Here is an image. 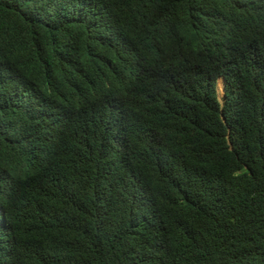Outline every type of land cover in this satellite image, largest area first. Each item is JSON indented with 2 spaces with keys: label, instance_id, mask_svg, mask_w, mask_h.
Segmentation results:
<instances>
[{
  "label": "trees",
  "instance_id": "trees-1",
  "mask_svg": "<svg viewBox=\"0 0 264 264\" xmlns=\"http://www.w3.org/2000/svg\"><path fill=\"white\" fill-rule=\"evenodd\" d=\"M233 5L0 0V264H264V36Z\"/></svg>",
  "mask_w": 264,
  "mask_h": 264
},
{
  "label": "clouds",
  "instance_id": "clouds-1",
  "mask_svg": "<svg viewBox=\"0 0 264 264\" xmlns=\"http://www.w3.org/2000/svg\"><path fill=\"white\" fill-rule=\"evenodd\" d=\"M230 1L234 3L232 10L236 12V17L240 15V12L249 14L246 22H238V28L247 31V38L254 39L253 41H259L264 36V0ZM250 6L251 8L249 9ZM222 79L224 80V78Z\"/></svg>",
  "mask_w": 264,
  "mask_h": 264
},
{
  "label": "rangeland",
  "instance_id": "rangeland-1",
  "mask_svg": "<svg viewBox=\"0 0 264 264\" xmlns=\"http://www.w3.org/2000/svg\"><path fill=\"white\" fill-rule=\"evenodd\" d=\"M217 91H218L219 99L221 100V102H223L225 95H224V80L222 78L218 80Z\"/></svg>",
  "mask_w": 264,
  "mask_h": 264
}]
</instances>
